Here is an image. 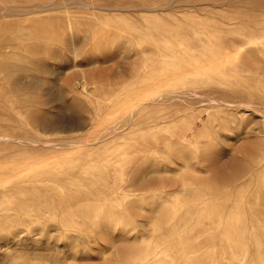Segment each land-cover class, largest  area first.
I'll return each instance as SVG.
<instances>
[{"label":"rangeland","instance_id":"obj_1","mask_svg":"<svg viewBox=\"0 0 264 264\" xmlns=\"http://www.w3.org/2000/svg\"><path fill=\"white\" fill-rule=\"evenodd\" d=\"M0 264H264V0H0Z\"/></svg>","mask_w":264,"mask_h":264},{"label":"bare ground","instance_id":"obj_2","mask_svg":"<svg viewBox=\"0 0 264 264\" xmlns=\"http://www.w3.org/2000/svg\"><path fill=\"white\" fill-rule=\"evenodd\" d=\"M254 42V41H253ZM170 93V92H169ZM176 94V93H175ZM209 100H210V98H208ZM151 100V99H150ZM211 101H212V99H211ZM132 112V111H131Z\"/></svg>","mask_w":264,"mask_h":264}]
</instances>
